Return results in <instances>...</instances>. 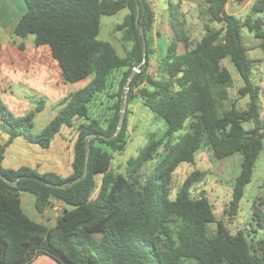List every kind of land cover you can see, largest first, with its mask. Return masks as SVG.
<instances>
[{
	"label": "trees",
	"instance_id": "obj_1",
	"mask_svg": "<svg viewBox=\"0 0 264 264\" xmlns=\"http://www.w3.org/2000/svg\"><path fill=\"white\" fill-rule=\"evenodd\" d=\"M23 1L26 12L13 30L12 42L15 44L14 38L26 40L31 36L34 48L50 49L66 84L89 81L71 92L37 132L34 120L43 110L42 100L33 110L17 117L0 97V130L7 136L0 143V173L4 177L0 179V264H30L39 255L57 264H264V199L253 204L246 228L231 235L225 224L216 220L206 198L190 196L192 186L200 181V172L189 174L174 199L169 197L174 171L181 164L193 163L201 148H208L218 161L240 154V171L225 211L229 218L237 215L264 138L259 87L251 81V61L241 30L246 29L259 40L264 51V21L260 17L264 0H257L242 21L226 14L225 6L231 0H203L210 23L220 27L206 26L203 37L191 48L184 32L171 23L173 38L161 58L158 78L146 75L154 22L148 0ZM122 10L127 14L113 31L123 32L122 40L130 44L123 57L110 43L98 38L100 18ZM141 28L146 62L130 82L127 104L137 93L143 106L164 122L166 130L160 139L150 137L137 156L127 161L126 175L115 174L110 170L111 155L101 145L113 152L124 150L127 109L121 131L113 140L105 141L99 135L109 138L116 130L126 80L143 59ZM179 43L184 44L185 52L178 53ZM17 46L24 50L23 43ZM226 57L243 83L238 96L248 98L245 109L229 102L232 79L221 65ZM116 73H121L116 101L111 117L102 127L89 117V105L108 89L111 76ZM143 82L145 87L137 90ZM64 128L76 133L69 176L39 173L28 166L2 167L5 150L16 139L49 149ZM90 134L96 137L90 141L87 175L73 183L84 172L86 137ZM153 160L156 163L146 174L145 168ZM96 175L102 177L92 199ZM39 180L64 188L47 187ZM6 181L17 184L13 187ZM21 193L34 198L39 214L58 203L62 206L53 227L35 223L25 215ZM212 225L215 229L210 232Z\"/></svg>",
	"mask_w": 264,
	"mask_h": 264
},
{
	"label": "rangeland",
	"instance_id": "obj_2",
	"mask_svg": "<svg viewBox=\"0 0 264 264\" xmlns=\"http://www.w3.org/2000/svg\"><path fill=\"white\" fill-rule=\"evenodd\" d=\"M148 2L154 14L155 26L151 37H149L152 54L149 57L146 75L150 78H158L161 70V58L164 56L167 45L173 38V27H171V23L174 24L175 29L184 32L188 43L191 45L190 48L203 37L206 26L216 29L220 26L210 23L211 20L207 13V6L204 4L203 0H148ZM240 8L239 5L231 3L226 7V10L229 13H233ZM126 14L127 11L122 10L115 15L102 16L100 18V33L98 38L110 43L121 57L125 56L130 48V44L122 40L123 32L115 33L113 28L123 21ZM167 16L168 21H163V18H167ZM238 16L240 20H243L245 17L242 11ZM165 23L167 24L168 31L162 30ZM155 31L157 35H154ZM241 37L247 49L248 59L251 61V81L254 85L259 87V113L261 118L264 119V51L260 47V41L256 40L246 29L241 30ZM14 41L15 44L12 40H5L2 33L0 34V43L2 45L0 69L3 73L7 72L6 70L8 69L11 59H13L15 65L20 66L19 62L21 60L17 57V47H13V45L17 46L19 43H23L25 53L34 52L33 38L31 36L26 40L14 38ZM185 51L186 47L184 44L179 43L178 53H183ZM221 65L229 71L232 79L231 87L228 90L229 102H235L238 108L245 109L248 98H239L238 96V90L243 86L239 75L236 73L228 57L222 61ZM53 72V74L58 73V69L54 68ZM120 74L121 73L113 74L108 89L102 94H98L89 105V117L97 120L102 127L106 126L108 119L112 115L113 105L116 101L114 95L117 92V83ZM1 76L2 73L0 72V77ZM8 77H10L9 79H11L10 81L12 82L14 90L18 93V96L27 102L23 104L30 105V109L27 110L26 114L33 110L35 104L40 100L45 103L43 108H46L38 113L34 120V132L39 131L49 122L50 118L61 107L62 101L71 92L83 87L89 81L86 80L75 85L66 86L64 88V97L62 99L56 97V100L52 101L49 96L47 97L41 93L43 90L42 84L36 79L14 80L12 76L8 75ZM23 84L24 86H22ZM145 84V82L141 83L137 90L144 88ZM0 97L2 104L14 116L18 117L19 111L15 109L18 102L13 101L11 98L8 99L4 94H1ZM229 102L226 103V107L228 108ZM126 109L128 111V128L125 136L126 143L124 150L122 152H113L109 148L101 145V148L108 151L111 155L110 170L115 174L125 175L127 161L137 156L139 150L150 137L160 139L166 130L164 122L155 117L154 114L143 106L137 93L134 94L131 102L127 104ZM0 133L7 139V136L3 134L1 130ZM177 135H179V133L173 136L171 139L172 142L176 140ZM75 140L76 133L75 130L71 128H64L61 133L54 138L50 148L46 150H42L37 146L19 139L16 141L15 145L13 144L9 147L4 156L2 167H15L18 166V162L21 161L20 164L38 170L39 172L54 171L62 178H65L72 172L71 162ZM164 141H166V139H164ZM0 143H3L2 139H0ZM262 145L263 149L256 160L251 181L244 188L243 197L235 217L229 218L225 211L228 209L231 201L234 180L240 171V154H235L227 159L218 161L212 156L208 148H201L196 152L193 163L181 164L174 171L170 183V199H174L176 192L181 187L185 178L192 172L198 171L201 174V178L200 181L192 186L190 192L191 198H206L212 207L216 220L222 221L231 235L238 229L246 228V225L251 221L253 204L258 202V200L264 199V138H262ZM155 163V160L148 163L144 172L148 174ZM44 164H47V166H44ZM101 177V175L95 176L96 187L91 196L92 199H94L98 193ZM20 199L21 208L30 220L48 228L54 226L55 219H51V222H46L44 215L39 214L35 210L34 198L30 194L21 193ZM61 211L62 206L58 203L54 206L52 212L59 215ZM214 229L215 225L209 227L210 232H213ZM94 238L95 240H99V236H95ZM184 264L194 263L187 261L184 262Z\"/></svg>",
	"mask_w": 264,
	"mask_h": 264
},
{
	"label": "crops",
	"instance_id": "obj_3",
	"mask_svg": "<svg viewBox=\"0 0 264 264\" xmlns=\"http://www.w3.org/2000/svg\"><path fill=\"white\" fill-rule=\"evenodd\" d=\"M256 1L257 0H242V2L238 4L234 0H231L225 6V12H226V14L234 16L236 19L240 20V17L238 16L240 14V12L242 11V13H244V16H246L249 9L251 8V6ZM231 3H233V4L235 3V4L239 5L241 7L240 8L241 10L238 9L240 11L236 10L233 13L227 12L226 7L228 5H230ZM25 12H26V5H25L23 0H0V32L2 33L3 38L5 40H9V41L11 40L13 30H14L17 22L19 21V19L21 18V16ZM260 17L264 21V13L262 15H260ZM164 20L168 21V16H167V18L164 17L163 21ZM154 21H155V18H154ZM154 26L155 25L153 22V28H154ZM153 28H152V31L150 33V37L152 35ZM162 30L168 31V27H167L166 23L164 24V27L162 28ZM154 35H157L156 31H155ZM0 46H1V50H2L1 43H0ZM13 47H17L16 48V50L18 51L17 57H18V59L21 60L19 62L20 66L15 65L13 59H11L10 64L8 66V69L6 70L7 72L3 73L2 70L0 69V72L2 73V76L0 77V95L4 94L8 99L11 98V99H13V101L18 102V104L16 105V108H15V109H18V111H19L18 117L26 114L27 110L30 109V105L23 104L26 101H24L23 98H20V96H18V93L14 90L12 82L10 81L11 79H9L10 77H8V75L12 76L14 78V80H28L29 78L36 79L37 81H39L42 84L41 85L43 87V90L41 91L42 94L46 95L47 97L49 96L52 101H55L56 97L58 99H60V98L62 99L65 95L64 88L66 86H68L69 84H66L63 81V79L61 77L60 68H59L58 64L53 60L51 53H50V49L46 46H43V47H39V48H34L33 53L32 52L25 53L24 50L20 51L18 46L13 45ZM0 53H1V51H0ZM54 68L58 69V73L53 74ZM22 86H24V84ZM44 106H45V103H44ZM45 108H43V109H45ZM55 114H56V112H55ZM0 139H2L3 143L7 140L4 137V135H2L1 133H0ZM19 139H21V138L16 139L10 146H12L13 144L15 145L16 141ZM22 140H24V139H22ZM9 147L6 148L5 154L7 153ZM42 150H46V149H42ZM20 163H21V161H19L18 166H15V167L10 166L8 168H5V167L4 168L5 169H17L20 166H26V165H22ZM46 163H47V161H46ZM2 164H3V162H2ZM44 166H47V164H44ZM49 172H51V171H49ZM52 172H54V171H52ZM39 173H45V172H39ZM53 203L56 204L58 202H53ZM54 206H53V208H47L45 210V212L43 213L44 219L46 222H51V219H55V222H56L57 214L56 213L54 214L52 212L54 210ZM30 264H57V263L45 255H39V256H35Z\"/></svg>",
	"mask_w": 264,
	"mask_h": 264
},
{
	"label": "water",
	"instance_id": "obj_4",
	"mask_svg": "<svg viewBox=\"0 0 264 264\" xmlns=\"http://www.w3.org/2000/svg\"><path fill=\"white\" fill-rule=\"evenodd\" d=\"M136 12H137V17L136 19H138V15H139V7L136 6ZM140 35L143 41V59H142V63L136 67L135 69L132 70V72L129 74L125 86H124V90H123V102H122V106L120 108L119 111V120H118V124L116 127L115 132L113 133V135H111L109 138H105L103 135H99V137L101 139H104L105 141H110L113 140L121 131L122 125H123V121H124V117H125V112H126V107H127V98H128V91H129V87H130V82L132 81L133 77L140 72L139 67L144 64L146 62V48H145V41H144V35H143V30L142 28L140 29ZM96 137L95 134H90L86 137V158H85V168H84V172L82 174L81 178H78L76 180L73 181V183L79 182L82 178H84L87 175V162H88V156H89V150H90V141L92 138ZM0 179L4 180L3 175L0 173ZM42 184H44L47 187H51V188H59V189H63L64 185H56V184H52V183H48L46 181L43 180H39ZM7 184H9L10 186H16L17 181L14 182H10V181H6ZM34 258V257H33Z\"/></svg>",
	"mask_w": 264,
	"mask_h": 264
}]
</instances>
